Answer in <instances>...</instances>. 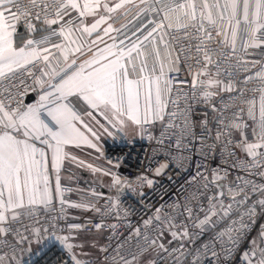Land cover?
Here are the masks:
<instances>
[{"label": "snow or ice", "instance_id": "1", "mask_svg": "<svg viewBox=\"0 0 264 264\" xmlns=\"http://www.w3.org/2000/svg\"><path fill=\"white\" fill-rule=\"evenodd\" d=\"M129 136L163 161L100 163ZM43 234L69 264H264V0H0V264Z\"/></svg>", "mask_w": 264, "mask_h": 264}, {"label": "built area", "instance_id": "2", "mask_svg": "<svg viewBox=\"0 0 264 264\" xmlns=\"http://www.w3.org/2000/svg\"><path fill=\"white\" fill-rule=\"evenodd\" d=\"M156 145L154 142H149L146 139H120L117 144L105 147V157L102 161L109 167L113 168V171H119L124 176H135L144 171V169L151 164L152 167L156 166V161H163L162 155H156L154 152ZM154 157V159H153ZM111 159L113 165L119 160L120 167L116 169L112 165L107 164V160ZM213 165L219 163V158L212 162ZM173 176V180L177 181L176 171L170 168L164 175L157 177V185L155 189L143 188L145 193L143 203H141V197L137 194L130 192L126 193L122 200L124 201L123 208L129 210L130 215L128 219L133 225H135L140 217L145 214L146 209L144 204L149 206L157 202L160 195H163L165 191H175L176 185L169 181L168 176ZM66 188L71 187L73 189H88L89 187H97L98 191L108 193L107 188H99L93 184V181H87L83 179H77L73 183L62 184ZM138 191H141L138 189ZM110 195V193H108ZM65 197L68 200L79 202L82 199L81 193L77 191L65 192ZM103 203V201H101ZM57 208L59 204L57 203ZM69 211V209H68ZM89 212V211H88ZM70 213V211H69ZM91 213V212H90ZM71 217H74L70 213ZM76 217V222H83L93 217ZM111 223L112 221H108ZM34 249H36L35 252ZM23 264H69L66 253L61 249L58 243L50 238L49 234H43L39 241L33 240L30 246V250L26 251L22 257Z\"/></svg>", "mask_w": 264, "mask_h": 264}, {"label": "crops", "instance_id": "3", "mask_svg": "<svg viewBox=\"0 0 264 264\" xmlns=\"http://www.w3.org/2000/svg\"><path fill=\"white\" fill-rule=\"evenodd\" d=\"M139 136H129L126 137V139H139ZM120 141V139H116L115 141L112 138H108L107 141L104 143V149L107 146L110 145H114L117 144ZM101 164H103L106 167L107 166L102 160L100 161ZM65 175H67L65 173ZM77 179H83V180H87V181H94L95 177L90 174L89 172L83 171V170H76V175L73 176V178L71 180H62V184H69V183H73L75 180ZM105 180H107V178H105ZM70 213L74 216V217H85V216H91V213L88 211H83L80 209H69ZM103 242V241H102Z\"/></svg>", "mask_w": 264, "mask_h": 264}, {"label": "rangeland", "instance_id": "4", "mask_svg": "<svg viewBox=\"0 0 264 264\" xmlns=\"http://www.w3.org/2000/svg\"><path fill=\"white\" fill-rule=\"evenodd\" d=\"M36 251V249H34V251L33 252H35Z\"/></svg>", "mask_w": 264, "mask_h": 264}]
</instances>
